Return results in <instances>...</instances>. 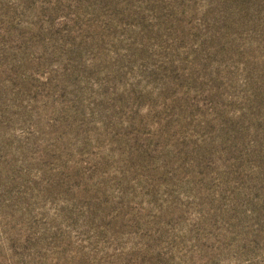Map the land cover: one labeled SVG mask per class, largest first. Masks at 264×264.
Here are the masks:
<instances>
[{
  "label": "rangeland",
  "instance_id": "1",
  "mask_svg": "<svg viewBox=\"0 0 264 264\" xmlns=\"http://www.w3.org/2000/svg\"><path fill=\"white\" fill-rule=\"evenodd\" d=\"M0 264H264V0H0Z\"/></svg>",
  "mask_w": 264,
  "mask_h": 264
}]
</instances>
